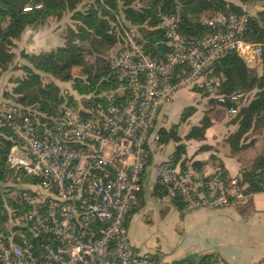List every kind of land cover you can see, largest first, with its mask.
Segmentation results:
<instances>
[{
    "label": "built area",
    "instance_id": "1",
    "mask_svg": "<svg viewBox=\"0 0 264 264\" xmlns=\"http://www.w3.org/2000/svg\"><path fill=\"white\" fill-rule=\"evenodd\" d=\"M156 18L157 26L146 29L161 33L162 52L148 51L131 24L112 48L107 62L115 89L62 105L48 123L18 118V109L8 116L17 119L9 122L17 140L9 162L26 181L18 179L11 195L21 209H7L0 264H163L159 257L140 259L128 240L129 216L148 172L184 211L222 209L250 196L239 177L219 172L199 179L189 163H153L150 144L159 140L153 131L162 110L181 90L201 93L236 115L247 93L224 92L216 64L233 53L249 66L264 44L243 38L245 14L204 11L200 34L188 33L160 7ZM107 34L116 38L111 29Z\"/></svg>",
    "mask_w": 264,
    "mask_h": 264
},
{
    "label": "trees",
    "instance_id": "2",
    "mask_svg": "<svg viewBox=\"0 0 264 264\" xmlns=\"http://www.w3.org/2000/svg\"><path fill=\"white\" fill-rule=\"evenodd\" d=\"M83 0H0V77L13 61L12 49L27 27L38 26L46 19L54 17L61 18L65 12L72 13V19L76 25L74 29L67 32V39L62 47L54 52L26 54L21 53L30 66H23L25 76L15 79V86L12 94L17 98L19 114L31 121L37 119L41 124L48 123L49 118L59 115L61 101H56L53 84L43 85L40 74H45L63 81L72 82V89L80 96H88L110 89H115L117 84L111 80L108 62L102 61L101 65L85 66V53L103 49H110L114 45V38L107 34L109 24L114 22L113 15L121 5V10L126 22L142 30V38L146 48L153 55L163 51L162 35L158 30H148L157 26L156 10L158 7L163 13L177 16L181 26L190 34L204 33L197 20L200 13L204 11H231L236 14H245L240 7L227 3L224 0H147L148 5L142 9H134L131 5L143 0H86L92 4L85 12L77 11V6ZM243 3L250 0H239ZM262 10L258 11L255 17L247 15L248 22L243 38L253 43L264 44V0ZM41 8L36 10L35 6ZM30 6L31 11L23 9ZM181 10V13L179 11ZM77 41V43H76ZM156 47V48H155ZM261 73L251 75L247 65L236 55L228 54L216 64V71L223 74V91L226 93L236 91L257 90V101L247 106H240L235 116L238 129L227 138L232 151L243 147L240 145L245 136L252 130L264 128V52L259 56ZM75 67H81L85 78L74 77L71 73ZM201 94V93H200ZM203 95V94H202ZM205 96V95H203ZM229 107V106H228ZM191 109L187 111L190 113ZM33 112L35 115H32ZM17 119H0V233L6 223L7 209H21L15 199L8 196L9 191L1 185L6 184L12 177L20 175V182L26 178L21 168L11 167L9 155L12 147L17 144L9 122ZM185 120V115L181 121ZM210 120L204 116L199 126L192 127L186 134V140H201L208 128ZM159 141L167 143L175 142L177 145L171 157L172 163L180 162L183 167L186 161L182 159L185 154V147L182 139L176 131V127L170 131L161 130L158 132ZM192 168L194 163L191 164ZM224 178L227 176L222 173ZM264 180V154L258 156L253 164L251 173L246 181L245 194L263 193L261 183ZM9 188V187H6ZM4 189V191H3ZM10 189V188H9ZM156 190L160 195H166L164 187L156 184ZM172 201L183 209L181 202L173 198ZM21 212V210H20ZM148 260H154L149 256ZM211 256L203 258L200 264H209ZM183 264V262L176 263Z\"/></svg>",
    "mask_w": 264,
    "mask_h": 264
},
{
    "label": "crops",
    "instance_id": "3",
    "mask_svg": "<svg viewBox=\"0 0 264 264\" xmlns=\"http://www.w3.org/2000/svg\"><path fill=\"white\" fill-rule=\"evenodd\" d=\"M53 35L48 27L27 28L15 44L29 55L47 52L57 41ZM58 41L56 47H62L63 40ZM1 85L4 87L0 82ZM194 93L197 92L179 91L162 110L153 133L176 127L185 147L182 159L194 163L199 179L220 172L246 181L256 158L264 154V128L251 130L240 143L243 147L232 151L227 138L238 129L236 115H230L224 106L216 105L206 96ZM183 114L185 120L181 121ZM204 116L210 123L203 139H184ZM192 119L187 131L179 134L181 123ZM168 144L173 145L170 152L164 150ZM176 145L173 141L153 140L151 161L156 164L171 160ZM127 230L129 243L140 259L153 256L159 257L163 264H200L203 258L211 256L209 264H264V192L251 194L244 203L222 209L184 211L172 199L158 193L148 172Z\"/></svg>",
    "mask_w": 264,
    "mask_h": 264
},
{
    "label": "rangeland",
    "instance_id": "4",
    "mask_svg": "<svg viewBox=\"0 0 264 264\" xmlns=\"http://www.w3.org/2000/svg\"><path fill=\"white\" fill-rule=\"evenodd\" d=\"M224 1L240 7L241 11L245 12L246 15H249L251 17H255L256 13L262 10V5H263V2H260L258 0H250L249 2H246V3H243L239 0H224ZM91 4H92L91 1L83 0L77 6L76 10L85 12ZM147 5H148V1L143 0L140 2L133 3L131 7H133L134 9H142L143 7H146ZM179 13H181V10L179 11ZM71 15L72 13L65 12L62 15V17L59 19L51 17V18L46 19L42 24L38 26L27 27V28H32V29L34 28L36 29L39 27L40 28L48 27L52 30V34L53 33L55 34L53 36L56 37L57 41L52 46L51 50L47 52L41 51L39 53L54 52L58 48L56 47V45H58V42H59L58 40H61V39L63 40V46H64L66 39H67V32L70 29H74L76 25ZM113 15H115V20L114 22L109 24V29H111L112 32L115 33L116 35V38H114V42H115L114 45L108 50L100 48L99 50H97V52L92 51L91 48L88 49L90 50V52L84 54L85 55V66H93V65L96 66L98 64L101 65L102 61H106L109 58V56L113 53L112 48L115 47L116 43L120 41L122 37H124V33L125 32L129 33L130 23L125 21L120 4L118 7V10ZM132 33L134 35L136 34L141 35L142 30L139 31L135 28V30H133ZM16 41H14V44ZM11 51L13 53V61L11 62L9 68L6 71H4L0 77V79L2 80V81L0 80L1 84H4V87L2 85L0 86V119L2 118L8 119V116L12 113L13 109H19L20 105L16 103L17 98L12 94V89L15 86V83H13V81L15 79L23 78L25 76L23 70L21 69L23 66L25 65L30 66V64L21 57V53H25L24 50H19V47L15 44L14 48ZM30 67L32 68V66ZM247 67L250 71V74L253 76L259 75L261 73L260 61L258 57L255 58V62L253 64ZM71 73L73 74L74 77H80L83 79L85 78V75L83 74L81 67L73 68ZM40 76H41L43 85L53 84L56 87L55 99L56 101H61L59 108L64 104L80 105L81 103H84L85 97L78 95L72 89L73 85L71 81L66 82L59 78H53L45 74H40ZM243 92L247 93V98H246V101H244L243 104L241 105L242 107L249 105L251 102L257 101V98H258L257 90H251L249 92L243 91ZM194 94L197 95L198 93H194ZM199 95H202V94H199ZM21 117H22V114H19L18 118H21ZM175 120H176L175 117H173V122H175ZM192 123H193V119L185 123H181L178 129L179 134L185 133L188 127L190 126V124ZM172 148H173V145L168 144L167 146L164 147V150L166 152H170ZM16 175H17L16 173H13V177L6 184L1 185L2 188L3 187L5 188L6 193L7 191H9L8 196L12 195L15 188H18L21 185L19 184L20 182H18V179L21 181L20 175L19 176H16ZM6 187H9L10 189Z\"/></svg>",
    "mask_w": 264,
    "mask_h": 264
}]
</instances>
